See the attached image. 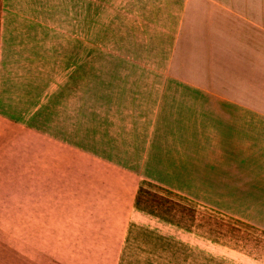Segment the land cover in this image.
Here are the masks:
<instances>
[{
  "label": "crops",
  "instance_id": "0c3cea01",
  "mask_svg": "<svg viewBox=\"0 0 264 264\" xmlns=\"http://www.w3.org/2000/svg\"><path fill=\"white\" fill-rule=\"evenodd\" d=\"M131 1L76 41V0H0L10 264H117L144 185L264 231V0Z\"/></svg>",
  "mask_w": 264,
  "mask_h": 264
},
{
  "label": "rangeland",
  "instance_id": "374dc122",
  "mask_svg": "<svg viewBox=\"0 0 264 264\" xmlns=\"http://www.w3.org/2000/svg\"><path fill=\"white\" fill-rule=\"evenodd\" d=\"M133 3L76 0V41L105 40L106 26L108 39H120L121 10ZM133 215L117 264H264L263 230L183 197L144 185Z\"/></svg>",
  "mask_w": 264,
  "mask_h": 264
}]
</instances>
